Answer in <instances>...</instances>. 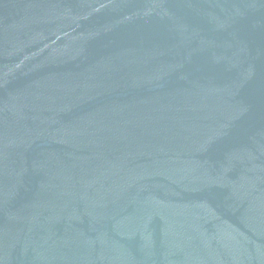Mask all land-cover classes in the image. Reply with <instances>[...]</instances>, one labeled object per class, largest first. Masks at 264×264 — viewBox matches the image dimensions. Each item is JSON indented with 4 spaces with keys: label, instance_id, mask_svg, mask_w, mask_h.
I'll return each instance as SVG.
<instances>
[{
    "label": "water",
    "instance_id": "95a60500",
    "mask_svg": "<svg viewBox=\"0 0 264 264\" xmlns=\"http://www.w3.org/2000/svg\"><path fill=\"white\" fill-rule=\"evenodd\" d=\"M0 264H264V0H0Z\"/></svg>",
    "mask_w": 264,
    "mask_h": 264
}]
</instances>
